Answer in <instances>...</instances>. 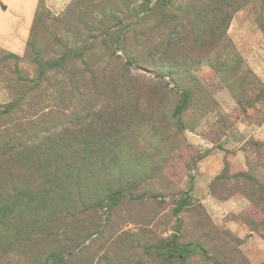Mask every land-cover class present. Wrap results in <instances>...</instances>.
Segmentation results:
<instances>
[{
	"label": "rangeland",
	"instance_id": "obj_1",
	"mask_svg": "<svg viewBox=\"0 0 264 264\" xmlns=\"http://www.w3.org/2000/svg\"><path fill=\"white\" fill-rule=\"evenodd\" d=\"M173 234L204 252L170 264H264V0H0V264Z\"/></svg>",
	"mask_w": 264,
	"mask_h": 264
},
{
	"label": "trees",
	"instance_id": "obj_2",
	"mask_svg": "<svg viewBox=\"0 0 264 264\" xmlns=\"http://www.w3.org/2000/svg\"><path fill=\"white\" fill-rule=\"evenodd\" d=\"M187 102V94H183L182 98V104L177 107L175 113H180L183 108L184 104ZM184 103V104H183ZM179 213V207L174 209V214L178 216ZM177 224H180V219H177ZM178 230V229H177ZM177 234H173L172 236L169 237L168 241L166 242L165 245H162L158 248H154L156 254L159 256H165V264H170V262L175 258L180 261H184L186 258L192 256L194 252H200L203 255V250L199 247H193L192 249H188V245H181L177 242V240H174L176 238ZM171 244L172 246H169Z\"/></svg>",
	"mask_w": 264,
	"mask_h": 264
}]
</instances>
